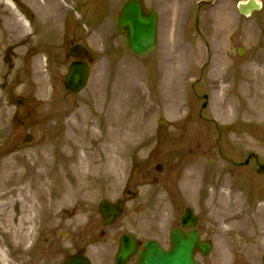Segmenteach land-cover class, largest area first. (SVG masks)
<instances>
[{
    "label": "rangeland",
    "instance_id": "rangeland-1",
    "mask_svg": "<svg viewBox=\"0 0 264 264\" xmlns=\"http://www.w3.org/2000/svg\"><path fill=\"white\" fill-rule=\"evenodd\" d=\"M124 1L16 0L22 16L12 0H0V248L11 264H58L60 256L51 258L45 248L64 230L75 245L99 243L88 251L93 264H114L118 242L113 240L130 231L168 248L172 228L191 206L201 217L204 238L213 242L208 256H197L199 264H262L264 176L252 168L255 160L242 168L231 160L244 163L253 152L264 163V121L254 95L264 92L249 72L264 71V0H258L263 9L251 17L239 13L240 0H142L158 13L159 46L140 58L114 25ZM74 43L86 47L91 75L84 91L68 94L64 79ZM240 47L245 48L241 55ZM18 96L27 102L16 105ZM229 99L236 108L224 121L217 102ZM120 114L132 125L125 167L118 175L110 165L99 176L74 172L71 149L87 144L90 152L97 151L113 138ZM87 127L94 129L97 144L88 141ZM26 134L33 135L30 143L23 142ZM18 143L22 146L16 149ZM45 147L51 151L41 164ZM77 154V159L85 155L83 150ZM106 158L103 150L93 157ZM196 161L202 162L203 175L196 187L185 189L184 176ZM34 173L42 181L29 187L30 204L35 209L45 201L49 205L43 203L45 213H36L29 224L33 232L15 245L13 231L3 226L15 230L20 224L22 206L16 200L26 194L16 192L19 175ZM223 181L226 185L218 187ZM234 183L244 189L237 196ZM39 185L60 186L57 199L52 187L40 197ZM125 189L137 192L132 208L144 206L150 218L141 209L129 210L101 238L98 204L120 198ZM223 194L238 199L229 203ZM11 213L14 221L7 222Z\"/></svg>",
    "mask_w": 264,
    "mask_h": 264
},
{
    "label": "water",
    "instance_id": "water-1",
    "mask_svg": "<svg viewBox=\"0 0 264 264\" xmlns=\"http://www.w3.org/2000/svg\"><path fill=\"white\" fill-rule=\"evenodd\" d=\"M240 10L245 15H249L253 9H260V5L255 0H250L248 4L241 3ZM116 25L122 33H127L126 43L130 50L138 55L147 54L152 51L157 43V14L155 12H145L139 0H128L121 7L120 16L115 20ZM81 47L71 50L78 54ZM242 52V49L240 50ZM89 69L87 64L82 62L73 63L70 73L66 79V87L69 91H79L87 83ZM105 219L108 214L116 212V207L103 202L100 206ZM107 220L106 223H110ZM197 218L191 215V211L183 219L185 227H195ZM173 245L170 251H164L157 242L149 241L144 250L138 252V244L131 235H125L121 241V251L117 257L119 264H126L129 257L139 253L140 261L138 264H196L193 254L200 248L205 254L210 250L208 243H203L199 239L197 230L189 233L181 229L173 231ZM88 264L85 259H76L69 264Z\"/></svg>",
    "mask_w": 264,
    "mask_h": 264
},
{
    "label": "bare ground",
    "instance_id": "bare-ground-1",
    "mask_svg": "<svg viewBox=\"0 0 264 264\" xmlns=\"http://www.w3.org/2000/svg\"><path fill=\"white\" fill-rule=\"evenodd\" d=\"M249 72H251V74L254 75L253 81L256 82L257 88L264 92V71L261 69H256V70L250 69ZM254 95L256 97V100H258L257 106L260 107V109L258 110V112H260L259 118L264 121V94H262L260 97H259V93L254 94ZM217 106H218L219 117L223 119L224 121H229L230 118L232 117L233 111L236 108V102L233 99H229L227 102H224L223 100H221L217 102ZM114 124L117 129L113 135V138L106 139L103 144H101L100 146H97L96 147L97 151L90 152V149L87 147V144L83 146H79V147L74 146L71 149L72 152H70V154L72 156L74 155V157L70 159L69 165H72V168H74L73 170L74 172H78L79 174H92L93 176H99V172L105 169L108 165H110L113 171V174L118 175L117 172H119L125 167L126 158L124 156V150L127 147L129 150L131 147V144H129L130 142H128L127 140V136H128V130L130 129L132 125H131V122L128 119H124L123 115L121 114L118 118H116V121ZM85 131L87 132V134L85 135L87 136L88 141L91 140L95 142V144H97L98 137H95L94 129L91 127H87ZM81 150H83L85 155L84 157H81V158L79 157V159H77V155H78L77 153L78 152L80 153ZM101 150H103L107 154V158L106 160L96 161L95 159H93V157L95 156V154L99 153V151ZM50 151L51 150L47 149V147L43 149V156L39 160L41 164L45 163L44 158L47 154L50 153ZM61 152L63 151L60 150V153ZM110 154H113V156H110ZM200 162L201 161H196L195 163L190 164L186 172V175L184 176L183 183H182L185 189L187 188V185L189 184L192 187L193 186L196 187V184L200 180L199 176L203 175L202 173L204 171V167L201 164L202 162L201 163ZM19 177H20V180H19L20 186L16 190V192L19 195H22L23 193L26 194V197L24 198L21 197L20 201L16 200L17 203H19L22 206V211L20 213L21 215H19L17 219V222H20V224L16 227L15 230L11 226V224H8L7 226H3L9 232L11 230L13 231L12 236L14 237L15 240L12 241V244H15V245L17 244V238L21 239V236L23 235L22 236L23 239H26L29 237L30 233L33 232L32 225H33V222H35L36 213L38 215L45 213L41 209V206L43 205V203L46 205H49V203H46L45 201V202H42V205H40V208L38 207V209H35V206L31 205L29 201L30 199L29 187L33 184L35 180L42 181V178H41L42 176L34 173V175L20 174ZM44 186L40 187L39 185L40 197L42 195L43 189H50L52 187L51 185H48L47 187H44ZM53 188L54 187H52L51 189V194L54 196ZM223 195H224V200L226 202L229 201V203L236 202V200L238 199L237 197L235 198H233L232 196L230 197V195H226V194H223ZM13 221L14 219L11 213L10 216L8 217L7 222H13ZM29 224H32V225L30 226ZM0 247H2L1 243H0ZM0 264H11L2 248H0Z\"/></svg>",
    "mask_w": 264,
    "mask_h": 264
},
{
    "label": "flooded vegetation",
    "instance_id": "flooded-vegetation-1",
    "mask_svg": "<svg viewBox=\"0 0 264 264\" xmlns=\"http://www.w3.org/2000/svg\"><path fill=\"white\" fill-rule=\"evenodd\" d=\"M130 199L127 200V202H129ZM67 243L63 242L61 240V238H55L54 240H51L50 242H48V244L46 245V248L48 250V254L49 256H58V255H62L63 257H67V254H69V252L71 250H76V252H79L83 249V247H77V245H72V246H68L66 245ZM65 257V258H66Z\"/></svg>",
    "mask_w": 264,
    "mask_h": 264
}]
</instances>
